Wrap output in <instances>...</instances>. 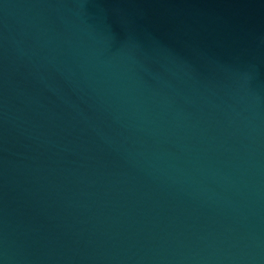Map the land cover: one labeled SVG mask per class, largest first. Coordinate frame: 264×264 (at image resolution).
<instances>
[{
  "label": "water",
  "instance_id": "1",
  "mask_svg": "<svg viewBox=\"0 0 264 264\" xmlns=\"http://www.w3.org/2000/svg\"><path fill=\"white\" fill-rule=\"evenodd\" d=\"M0 264H264V0H0Z\"/></svg>",
  "mask_w": 264,
  "mask_h": 264
}]
</instances>
